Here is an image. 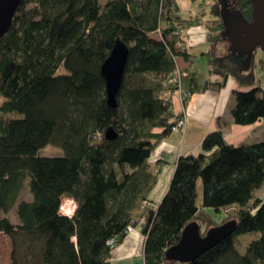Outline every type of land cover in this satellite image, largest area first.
I'll return each instance as SVG.
<instances>
[{
  "label": "trees",
  "instance_id": "obj_1",
  "mask_svg": "<svg viewBox=\"0 0 264 264\" xmlns=\"http://www.w3.org/2000/svg\"><path fill=\"white\" fill-rule=\"evenodd\" d=\"M230 1L217 0L205 24L210 43L224 40L229 54L219 59L211 48L210 74L185 75L177 60L187 62L189 52L180 32L205 18H182L176 0H22L0 39V234L12 241L13 264H113V251L140 224L145 264H181L166 255L186 227L198 222L206 236L227 224L206 210L230 208L237 231L186 264H264V201L255 198L264 187V140L234 146L220 131L207 135L203 153L179 158L158 207L149 202L158 180L149 159L179 118L174 94L202 93L211 75H222L224 86L235 65L246 70L257 60L259 50L235 51L227 37L232 22L252 23V0ZM118 40L130 56L112 109L102 67ZM235 79L242 90L235 91L234 124L264 121L257 80ZM111 128L119 134L114 141L106 139ZM49 144L63 156H41ZM28 182L32 199L20 202ZM65 197L78 205L73 217L61 213ZM11 210L19 225L6 215ZM251 233L260 238L242 253L235 238Z\"/></svg>",
  "mask_w": 264,
  "mask_h": 264
},
{
  "label": "crops",
  "instance_id": "obj_2",
  "mask_svg": "<svg viewBox=\"0 0 264 264\" xmlns=\"http://www.w3.org/2000/svg\"><path fill=\"white\" fill-rule=\"evenodd\" d=\"M205 22L188 28L184 33L183 40L185 41V49L189 52V59L186 62L183 58H178L177 62L185 75L188 74V71L201 72L200 69H197L200 57H203L207 62V71L201 73L210 74L211 67L208 54L211 48L215 50V56L219 59L229 54L228 45L224 40L220 39L210 43L207 39L208 31ZM226 62L228 63V61ZM262 69L264 71V63H262ZM222 79V75H211V85L202 93L190 97L186 104V96L182 92L178 91L174 94L173 113L178 116L183 111L186 112L188 117L187 130L185 134H169L154 150L149 159V162L156 167L158 175L157 185L150 192V206L158 207L165 197L179 158L200 154L202 142L207 135L220 131L227 141L234 146L254 145L264 140V121L246 127L234 124L231 113L236 106L235 91H241L242 87L233 75L225 79L224 86H220ZM255 86L260 85L256 82ZM262 89L264 91V88ZM255 198L264 201V187L256 193ZM15 219L14 222L11 219L12 222L19 225L18 217ZM141 226L140 224L131 228L125 241L113 251L111 259L113 264H145L143 249L146 239Z\"/></svg>",
  "mask_w": 264,
  "mask_h": 264
},
{
  "label": "water",
  "instance_id": "obj_3",
  "mask_svg": "<svg viewBox=\"0 0 264 264\" xmlns=\"http://www.w3.org/2000/svg\"><path fill=\"white\" fill-rule=\"evenodd\" d=\"M22 0H0V39L11 30V25ZM254 6V19L251 24L241 18V21L228 25V38L235 51L255 52L261 50L264 55V0H252ZM129 48L122 41H116L110 57L104 62L102 75L106 79L107 98L109 106L118 108V94L125 78L129 60ZM119 134L113 128L106 133L108 141H114ZM236 221H229L223 226L209 230L202 236V226L198 222L186 227L179 244L174 245L167 252V259L178 261L181 264L196 262L198 258L208 251L218 247L228 240L237 231Z\"/></svg>",
  "mask_w": 264,
  "mask_h": 264
},
{
  "label": "rangeland",
  "instance_id": "obj_4",
  "mask_svg": "<svg viewBox=\"0 0 264 264\" xmlns=\"http://www.w3.org/2000/svg\"><path fill=\"white\" fill-rule=\"evenodd\" d=\"M176 1H177L178 7H180V15L184 19H191V18L195 19L198 15L200 16L203 15V17L205 18V21H208L215 17L212 11H213V6L217 0H197L196 3L193 2L192 0H176ZM231 1L229 3H231ZM219 5H220L219 9L220 10L223 9L222 11H226V8L229 6L227 2L225 4L224 2L222 4L219 3ZM230 51H231V48H230ZM256 55H257L256 57L257 60L254 66L251 68L249 66L248 69L242 70L240 65H235L236 74L234 70L233 77L236 78L237 75H240L242 78L256 79L257 83L262 88H264V71L262 69V63H263L262 60H264V55L261 50H259L256 53ZM199 61L200 62L197 65V69H200L201 72L207 71V62L204 60V58L200 57ZM63 72H65L64 69H63ZM192 96L193 95H190L189 99ZM185 101H186V98H185ZM182 134H185V132ZM201 153H203V150L201 151ZM40 154L41 156H44V157H60V156H63L64 152L61 148L55 145L49 144L48 147L40 151ZM197 193H198L197 204L199 208H201L203 205L202 202H203V195H204L202 182H200L198 185ZM31 199H32V195L29 190V182H28L23 188V192L18 201L29 202ZM15 211L16 210H11L8 212V214H6L7 216L11 217V219H13V222L16 220L15 218L18 217ZM206 211L208 214L211 215L213 220L219 224L221 222H224V220L227 221L228 223L234 217H236V214H237L235 208H230V209H227V211H224V212L222 211V212H217V213L212 209H207ZM219 226H222V224ZM202 231H205V228H202ZM259 238H260V234L258 233L242 234L235 238V241L237 243L236 246H238L239 251H241L242 253H245L248 248V245L252 241H256ZM12 252H13V245H12V241L10 237L4 234H0V264H13V256H12L13 253Z\"/></svg>",
  "mask_w": 264,
  "mask_h": 264
},
{
  "label": "built area",
  "instance_id": "obj_5",
  "mask_svg": "<svg viewBox=\"0 0 264 264\" xmlns=\"http://www.w3.org/2000/svg\"><path fill=\"white\" fill-rule=\"evenodd\" d=\"M185 31L180 32V35H184ZM179 46L183 47L184 44H179ZM180 74V73H179ZM181 78V77H180ZM179 92H182L181 90ZM183 93V92H182ZM186 97H189L186 93H183ZM188 117L185 111L179 114V118L174 121V125L171 127L173 133H184L187 130ZM77 208V203L74 199L65 197L60 208L61 213L68 216L73 217ZM110 245L114 246L116 244L115 241H110Z\"/></svg>",
  "mask_w": 264,
  "mask_h": 264
},
{
  "label": "flooded vegetation",
  "instance_id": "obj_6",
  "mask_svg": "<svg viewBox=\"0 0 264 264\" xmlns=\"http://www.w3.org/2000/svg\"><path fill=\"white\" fill-rule=\"evenodd\" d=\"M231 21V16H230V18H229V22Z\"/></svg>",
  "mask_w": 264,
  "mask_h": 264
}]
</instances>
